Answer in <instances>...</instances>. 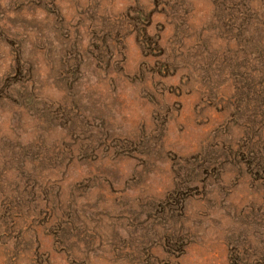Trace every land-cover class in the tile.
I'll list each match as a JSON object with an SVG mask.
<instances>
[{
	"label": "rangeland",
	"instance_id": "obj_1",
	"mask_svg": "<svg viewBox=\"0 0 264 264\" xmlns=\"http://www.w3.org/2000/svg\"><path fill=\"white\" fill-rule=\"evenodd\" d=\"M0 264H264V0H0Z\"/></svg>",
	"mask_w": 264,
	"mask_h": 264
}]
</instances>
